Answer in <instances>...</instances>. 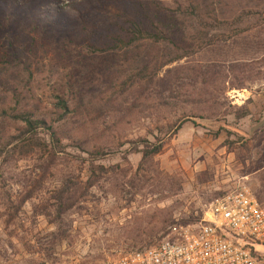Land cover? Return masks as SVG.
<instances>
[{"label": "rangeland", "instance_id": "obj_1", "mask_svg": "<svg viewBox=\"0 0 264 264\" xmlns=\"http://www.w3.org/2000/svg\"><path fill=\"white\" fill-rule=\"evenodd\" d=\"M161 1L175 9L181 0ZM263 4L223 1L226 20L217 11L220 23L196 21L198 40L188 33L172 40L192 54L160 75L171 71L166 76L173 80L209 66L219 75L212 96L192 76L193 89L185 87L190 101L215 103L206 118L181 124L195 104L165 100L158 106L150 88L126 89L131 71L119 53L104 50V44L91 51L86 45L93 40L76 36L73 26L47 34L43 21L38 24L34 37L42 31L46 41L28 54L31 70H38L29 95L43 112L54 111L58 99L66 101L65 129L77 133L88 152L68 146L50 161L34 152L0 170V264H110L196 231L210 204L239 184L250 188L264 210V49L242 40L262 36L258 18L245 14ZM35 25L24 22L25 37ZM4 47L7 41L0 39V56ZM241 107L249 116L236 119ZM155 137L163 140L161 153L141 163L133 149H141L142 141L155 144ZM75 188L83 194H72ZM62 189L70 194L64 195L58 222L55 200Z\"/></svg>", "mask_w": 264, "mask_h": 264}, {"label": "trees", "instance_id": "obj_2", "mask_svg": "<svg viewBox=\"0 0 264 264\" xmlns=\"http://www.w3.org/2000/svg\"><path fill=\"white\" fill-rule=\"evenodd\" d=\"M159 1L161 0H0V39L7 41V47H4L0 56V170L13 161L35 154L34 152L42 155L40 160L45 156L48 161L68 146L83 153L88 152L77 133L65 129V120L70 110L66 101L58 99L53 105L54 111L43 112L29 95L28 87L38 70H31L32 65L27 62L28 54L35 47L43 48L46 41L44 33L51 31L59 34L63 27L68 29L73 26L76 36L93 40L91 45H86L91 51L101 50L98 46L104 44V50L119 53L124 62L128 63L127 70L131 71L126 79V89L150 88L157 94L160 107L166 105L165 100L195 104L196 107L191 109L192 115L183 113L179 124L189 118H206L207 110L212 111L215 100L190 101L192 94L186 88L193 89L195 83L189 82L192 81V76L198 77L203 91L205 87L210 88L206 96H212L216 88L213 82L219 77L214 67L209 66L204 73L196 75L185 73L182 78L176 76L173 80L166 76L171 71L160 74L163 68L192 54V51L176 46L172 40L182 33L190 34L192 41L198 40L200 32L195 27L196 21L200 24L203 19L211 18L214 22H219L217 11L226 20L221 4L232 0H181L176 2L175 9L165 7L166 3ZM263 6L264 4L257 8L262 9ZM259 9L246 13L248 15L245 14V17L258 18L260 25L257 24V33L262 36L258 35L252 42L246 37H242V40L263 51L264 10L258 11ZM67 12L70 15L67 16ZM45 20L49 22L48 25H44ZM25 21L37 24L32 27L28 37H25L23 28ZM42 21L41 30L44 33L38 32L39 38L36 39L34 35ZM14 31L18 32L12 34ZM2 34L9 36L3 38ZM31 35L32 38H29ZM94 42L99 43L96 45ZM24 49L27 55L23 52ZM194 71L189 69L188 73ZM165 95L167 98L164 99ZM236 112V119L249 116L246 107L238 108ZM154 139L155 144L142 141L141 149H133L141 154V163L161 153L163 140L159 137ZM99 154L101 155L98 151L95 152V155ZM92 173H95L94 169H91ZM77 191H80V196L83 194V190L76 188L72 190V194H77ZM65 194H70L69 189L59 192L55 200L58 222L61 220L60 212L65 210ZM255 198L260 205V199Z\"/></svg>", "mask_w": 264, "mask_h": 264}, {"label": "built area", "instance_id": "obj_3", "mask_svg": "<svg viewBox=\"0 0 264 264\" xmlns=\"http://www.w3.org/2000/svg\"><path fill=\"white\" fill-rule=\"evenodd\" d=\"M110 264H264V210L250 188L239 184L210 204L196 231Z\"/></svg>", "mask_w": 264, "mask_h": 264}]
</instances>
